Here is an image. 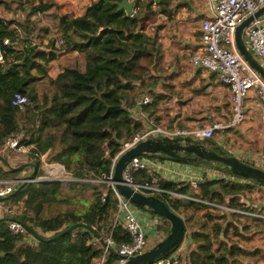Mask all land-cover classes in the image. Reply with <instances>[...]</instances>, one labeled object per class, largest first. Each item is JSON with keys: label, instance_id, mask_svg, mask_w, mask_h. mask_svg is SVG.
I'll return each mask as SVG.
<instances>
[{"label": "trees", "instance_id": "16d2710c", "mask_svg": "<svg viewBox=\"0 0 264 264\" xmlns=\"http://www.w3.org/2000/svg\"><path fill=\"white\" fill-rule=\"evenodd\" d=\"M0 1L13 10L12 1ZM27 1L32 6L31 12L58 7L55 0H40L37 5ZM118 1L100 0L82 16L67 13L59 16L58 28L66 39V52H81L84 66L76 62L74 66L61 68L55 77L49 74L48 66L60 54L54 44H38V34L29 20L31 12L21 22L0 18V50L4 59L0 61V153L7 138L18 134L22 143L35 144L38 153H47L48 161L63 163L76 176L107 179L113 158L125 142L144 128L142 120L132 115V109L143 96L132 98L130 90L141 86L145 93L154 96L152 104L142 106L151 114L157 109L159 99L166 97L157 92L164 74L161 24L145 30V19L154 9V1L139 0L138 14L133 16L120 10ZM172 4L173 0H159L156 5L161 14L169 15ZM6 39L10 40L9 44H5ZM40 86H43L41 91ZM17 92L28 97L22 108L12 104ZM224 132L225 129L217 130L215 134L224 135ZM212 140L219 144L215 136ZM154 156L173 160L164 155ZM34 161L40 162L37 158ZM184 163L215 167L206 162ZM4 167H0V177L20 172ZM217 170L224 176L205 177L198 192L189 184L179 186L167 180L161 183L202 200L247 208L250 204L245 195L252 190L251 185L228 180L226 175L232 174L228 168ZM150 179L147 171L134 172L136 182ZM87 191H90L89 200L83 196ZM158 196L185 219L186 233L191 234L192 249L182 257L181 264L257 262L248 242L264 229L262 219L251 221L234 213V221L229 222L227 213L205 202ZM4 202L19 207L14 214L5 213L6 217L31 225L44 238L78 222L96 228L103 238L112 233L115 246L104 264L117 261L116 247L132 240L122 224L113 228L119 200L108 182H79L67 189L57 182L28 183ZM54 205L67 207L63 211L51 209L45 216L44 212ZM158 228L164 237L170 222L162 218ZM103 255L102 240L83 227L46 241L28 231L14 234L8 221L0 222V264H97Z\"/></svg>", "mask_w": 264, "mask_h": 264}, {"label": "built area", "instance_id": "2783aa9c", "mask_svg": "<svg viewBox=\"0 0 264 264\" xmlns=\"http://www.w3.org/2000/svg\"><path fill=\"white\" fill-rule=\"evenodd\" d=\"M208 3L210 8L209 14L203 19L201 26V45L192 55L191 63L196 67L217 73L219 81L230 89L233 116L228 124L215 122L210 125L185 128L158 122L154 117L146 116L144 111H141L137 118L141 120L143 118L145 119V121H143L144 128L135 133L131 140L125 142L122 150L113 158L111 173L105 180L76 176L73 172L68 170L63 163L48 161L47 153H38L35 144L26 145L22 143L21 136L18 134L11 135L6 140V151L20 153L27 156L29 159L34 158L33 160H35L37 158V160L40 161L38 164L39 169L37 173L29 179V183L48 184L57 182L60 183L63 188H68L79 182L92 184L99 182L109 183L119 200L113 228L122 224L132 236L131 242L117 246L116 252L119 258L111 264L124 263L128 260L129 256L145 252L153 246V243L149 242L147 235L151 233L160 236L161 234L158 225L162 217L150 211H148V213H143L137 205L124 197L115 187L113 181L114 169L119 156L123 152L151 137L167 136L173 138L184 136L196 139H207L212 138L217 130H224L227 127L242 124L246 120L244 99L248 95L249 90L254 86H257L259 97L263 103L262 117L264 118V81L241 55L235 41V32L238 25L248 16L254 14L263 7L264 0H208ZM155 4L156 2H154V5ZM138 11L139 8L136 5L133 15L138 14ZM1 17L2 16H0V18ZM245 41L249 49L264 65V17L255 19L246 28ZM9 43L10 40L6 39L5 44ZM54 48L60 55L66 52V39L60 32H57L55 35ZM3 60V54L0 50V61ZM27 102V95L21 92L15 93L12 99V104L20 108L24 107ZM153 102L154 96L151 93H146L138 102V105L141 110L142 106L152 104ZM162 160L164 159L157 158L154 154H145L132 158L126 165L124 171L125 179L136 190L146 194L169 196V198L173 199L185 198L201 201L220 209L222 213H231L232 215L235 213L249 218H259L264 221V210L260 207L255 209L249 205L247 208L245 207L243 209L225 203L210 202L186 192L162 185V180L177 183L179 186L189 184L195 192H198L199 186L205 180V177L218 179L224 176L215 167L193 165L178 161H175L177 164L168 165ZM194 168L196 169L193 170ZM32 171L33 169H31L30 173H32ZM136 171H147L151 179L147 182H136L134 180V172ZM29 174L12 178L0 177V197H6L13 193L15 188L22 183ZM226 176L228 180L240 182L242 184L253 183L234 174H228ZM2 208L6 213L15 212L12 206ZM9 227L14 234L27 231L24 224L19 221H9ZM160 239L161 238H159L158 241ZM188 244V237L185 234L182 243L174 251L152 264H181L183 252L186 250ZM114 246L115 243L112 238V233H110L104 238V255L99 260L98 264L105 263L110 249Z\"/></svg>", "mask_w": 264, "mask_h": 264}, {"label": "crops", "instance_id": "0c3cea01", "mask_svg": "<svg viewBox=\"0 0 264 264\" xmlns=\"http://www.w3.org/2000/svg\"><path fill=\"white\" fill-rule=\"evenodd\" d=\"M31 1L33 5H37L40 2V0ZM55 1L58 3V7L57 9L54 7L53 9L57 10L58 15L53 16V19L49 20V23L57 21L55 27H52L49 23L45 24V21H42V16H47L48 18L47 13H51V10L46 12L30 11L29 20L35 29V34H38L36 40L41 46H52V44H54L55 35L57 32H60L58 28V18L60 15L67 13L74 16H82L90 7L100 2V0ZM153 1L157 4L159 0ZM12 2V12L14 15L17 14V10L20 11V9L16 10L13 4H29L25 0L22 2L13 0ZM138 3L139 0L136 3L137 6ZM156 4H153L154 9L147 13L145 30H152L156 25L155 23L161 24L160 41L163 54L161 64L164 68V74H162V84L157 92L166 97H161L159 102L156 103L157 109L154 114L144 111L143 108L140 110L138 105L132 109V115L137 118L140 112L144 111L146 116L154 117L158 122L169 125L177 124L185 128L205 126L215 122L228 124L233 116V110H231L232 105L230 104V89L219 81L217 73L196 67L191 63L192 55L201 45L202 21L206 15L209 14L210 9L208 0H173V4L169 6V15L161 14L159 12L160 8ZM14 18L21 22V20L17 19L15 16ZM25 18L26 16L23 19ZM68 53L82 56V53L79 51H70ZM61 56L62 55H59V57ZM50 66H52V63ZM60 70L61 69L55 68V71L52 72V74L50 73V75L55 77ZM145 92L141 86H134V88L130 90V95L132 98L137 99L139 98L138 94L144 96ZM244 105L246 120L237 126L225 128L224 135H221V139H218V143L222 146H225L227 143L231 144L234 149L232 143L235 144L236 142L238 144L243 138L251 139L247 145L243 143L244 145L242 148L238 145V148H240L239 151L244 152L246 151L245 148H247L250 152L247 157L244 155L241 158L252 161L255 165L262 167L264 166L263 103L260 97L258 99L246 98ZM165 110L167 114L164 113ZM143 121H145L144 118L142 119V122ZM231 153L239 156L236 151H231ZM0 161L3 160L0 158ZM162 161L168 165L177 164L175 161L168 159ZM31 169L33 168L31 167ZM195 169L196 168L193 170ZM27 170H29V167L23 169L24 173H21L19 176L29 174ZM249 185H251L252 190L264 191L263 185L253 183ZM248 204L255 209L260 207L264 210V203L249 202ZM142 212L148 213V211L145 210H142ZM233 219L234 218L230 219V221H234ZM255 219L257 218H250L251 221H255ZM253 232L255 233V230ZM186 236L188 237L189 244L183 252V256H186L192 249L191 234L187 232ZM258 250L260 251L258 252ZM251 252L258 259H256L257 262L252 261L250 264H260V262L264 261L263 247L256 246L254 249L251 248Z\"/></svg>", "mask_w": 264, "mask_h": 264}, {"label": "water", "instance_id": "95a60500", "mask_svg": "<svg viewBox=\"0 0 264 264\" xmlns=\"http://www.w3.org/2000/svg\"><path fill=\"white\" fill-rule=\"evenodd\" d=\"M138 0H119L118 5L120 10H124L128 16H133L134 7ZM264 17V6L261 7L254 14L248 16L241 24L238 25L235 32V41L237 48L244 59L256 71L260 78L264 81V65L249 49L245 41V30L255 20ZM125 144V143H124ZM145 154L164 155L172 158L178 162H206L215 166V168H228L230 172L243 179L252 181L264 186V169L260 166L253 165L243 160L242 158L230 153L222 145L216 144L212 138L196 139L193 137H151L139 142L123 152L115 165L113 181L116 189L129 201L140 208L148 209L154 214L165 218L170 222V228L166 235L154 244L151 248L143 253L132 255L128 260L121 264H152L157 260L169 255L174 251L183 241L186 234V221L176 211H174L162 197L146 194L136 190L130 183L127 182L124 176V171L127 163L136 156ZM0 158L13 171H22L27 167H32L33 171L30 173L20 186L6 197H0V202L11 199L22 187L29 183L38 171L39 165L35 162H25L20 166H13L7 159L2 156ZM233 218L231 213H228V221ZM1 221H17L13 217H0ZM20 222V221H19ZM22 223V222H21ZM24 224V223H23ZM27 231L37 239L50 241L58 239L76 228L83 227L91 231L98 239L104 243V238L100 232L83 222L72 224L57 234L44 238L31 225L24 224ZM117 249V247H116Z\"/></svg>", "mask_w": 264, "mask_h": 264}, {"label": "rangeland", "instance_id": "374dc122", "mask_svg": "<svg viewBox=\"0 0 264 264\" xmlns=\"http://www.w3.org/2000/svg\"><path fill=\"white\" fill-rule=\"evenodd\" d=\"M5 1H7V0H5ZM8 1H13V0H8ZM25 1H27V0H25ZM28 2V1H27ZM13 3V2H12ZM57 3V2H56ZM57 5H58V3H57ZM13 7L14 8H16V10L17 9H20V11H18L17 10V14H13V12H12V10H9V9H7L6 7H5V3H4V1H0V16H3V17H5V18H9V19H11V18H14V16L17 18V19H20L21 21L23 20V18L25 17V16H27V14L31 11V9H32V6L30 5V4H28V5H25L24 3L23 4H18V5H14L13 4ZM56 9H57V7H55ZM56 9H51V13H47L48 14V18H47V16H42V21H45V24L46 23H49L50 21V19H53V16H57L58 15V13H57V10ZM52 16V17H51ZM41 21V22H42ZM49 24H51V26L53 27H55L56 26V24H57V21H53V22H51V23H49ZM156 24V23H155ZM76 62H78V63H82V65H83V63H84V61H83V56H81V55H78V54H74V53H68V52H65L61 57H59L58 59H56V60H54L53 62H51L52 63V66H50L49 65V74L51 73L52 74V72H54L55 71V68H58V69H61V68H64V67H66V66H74L75 64H76ZM50 63V64H51ZM84 66V65H83ZM43 89V86H40V88H39V90L41 91ZM146 94V93H145ZM139 95V97H141L140 95L141 94H138ZM137 95V96H138ZM246 98H259V93H258V88H257V86H254V87H252L250 90H249V92H248V95L245 97V99H244V102H245V100H246ZM231 104V103H230ZM232 107V106H231ZM232 110V109H231ZM165 114H167V111L165 110V112H164ZM134 118H136V116H134ZM167 122V121H166ZM175 125H177V124H175ZM178 126V125H177ZM221 135H222V133H217V134H215L214 136L217 138V139H221L220 137H221ZM250 140L251 139H249V138H243L241 141H239L238 142V144L235 142V144H236V146H235V144H233L232 142V145H234V149L232 148L233 146H231V144H225V146H223L225 149H227L230 153H231V151H236L238 154H239V156H240V158L241 157H243L244 155H246V157L249 155L248 153H250L249 152V150L247 149V148H245V150L246 151H244V152H242V151H239L240 150V148H238L239 146H241V148L243 147V143H245L246 145L250 142ZM240 143V144H239ZM224 145V144H223ZM239 145V146H238ZM5 147H6V145L3 147V149L1 150V152H2V154L0 153V155H2V157L4 158V159H7L12 165H14V166H20L21 164H23V163H25V162H27V161H32V162H35L33 159L34 158H28L27 156H25V155H23V154H20V153H15V152H8V151H6V149H5ZM238 156V157H239ZM243 159V158H242ZM244 160V159H243ZM245 161H247V160H245ZM248 163H253L252 161H248ZM6 164H5V162L4 161H1V163H0V166H2V167H4ZM5 169H3V170H6V167H4ZM261 168H263L264 169V166H262ZM31 167H29V170H27V172L28 173H30L31 172ZM26 171V170H25ZM21 173H24V171L22 170V171H20L19 173H12V174H15V175H10V176H5V177H3V176H1V178H12V177H18ZM64 189H67V188H64ZM66 191H68V190H66ZM68 192H73V191H68ZM74 193V192H73ZM83 196H85L84 198L85 199H90L89 198V196H90V191H87V192H85L84 193V195ZM246 196V199L248 200V202H256V203H259V202H261V203H264V191H256V190H250L249 192H247V194L245 195ZM7 203V202H6ZM5 204V202L4 201H2V202H0V217H2V216H5L4 214L6 213V212H4V209L2 208V207H6V206H12L13 207V210L14 211H17V210H19V207H18V205L17 204H14V203H8V204H6V205H4ZM65 207H67V206H65V205H54V206H52V207H50V208H48L45 212H44V215L45 216H48L49 214H50V212H51V209H52V211H63V210H65ZM145 211H150V210H148V209H144ZM15 212H12V213H9V214H14ZM263 228H264V223H263ZM231 234L233 235V231H231ZM50 236V235H49ZM163 236V234L161 233L160 234V236H156V235H153V234H151V233H149L148 235H147V238H148V240H149V242L150 243H153V245L155 244V243H157V241H158V239L159 238H163L162 237ZM256 238H255V240H251L250 242H248V244H250V245H252L251 247H252V249H254L256 246H259V247H263L264 248V229L263 230H261L256 236H255ZM160 239V240H161ZM159 242V241H158ZM98 264V263H97ZM260 264H264V261H262V262H260Z\"/></svg>", "mask_w": 264, "mask_h": 264}]
</instances>
